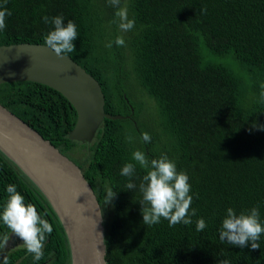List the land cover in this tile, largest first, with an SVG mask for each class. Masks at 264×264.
I'll list each match as a JSON object with an SVG mask.
<instances>
[{"label": "trees", "instance_id": "trees-1", "mask_svg": "<svg viewBox=\"0 0 264 264\" xmlns=\"http://www.w3.org/2000/svg\"><path fill=\"white\" fill-rule=\"evenodd\" d=\"M6 6L12 14L0 45L44 44L53 26L42 17L62 15L65 25L72 20L78 37L67 55L99 82L104 111L122 116L105 118L88 146L67 137L76 111L61 93L32 81L0 84V105L77 163L90 183L104 217L107 264H264V234L257 249L219 239L229 207L239 214L258 206L264 224V130L254 127L264 126V0H120L135 20L130 31L120 29L109 0H7ZM77 147L85 149L79 160ZM134 151L149 161L166 155L187 173L189 212L196 210L191 225L169 227L163 218L151 227L143 223L139 185L149 169L133 160ZM127 163L135 164L133 190L120 175ZM9 184L53 232L40 261L21 244L17 251L0 247V264L4 258L7 264H70L49 202L0 151V212ZM109 189L116 195L108 203ZM199 218L207 224L203 231L196 230ZM8 230L0 221V235Z\"/></svg>", "mask_w": 264, "mask_h": 264}, {"label": "water", "instance_id": "water-1", "mask_svg": "<svg viewBox=\"0 0 264 264\" xmlns=\"http://www.w3.org/2000/svg\"><path fill=\"white\" fill-rule=\"evenodd\" d=\"M14 81L41 83L61 93L76 111L67 137L78 143L89 146L105 118H122L104 111L101 86L91 74L45 44L0 45V84ZM0 151L49 202L65 232L70 264H107L102 209L79 165L2 105Z\"/></svg>", "mask_w": 264, "mask_h": 264}, {"label": "clouds", "instance_id": "clouds-1", "mask_svg": "<svg viewBox=\"0 0 264 264\" xmlns=\"http://www.w3.org/2000/svg\"><path fill=\"white\" fill-rule=\"evenodd\" d=\"M110 6L117 8L115 15L119 17V27L122 31H130L135 26V20L129 19L126 8H119L120 0H109ZM7 0L0 5V31L6 29V17L11 16L8 10ZM205 11V9H201ZM42 20L45 24H51L52 30L44 37V44L51 49L58 57H69L67 54L75 51L73 41L78 37L77 28L72 20L64 24L62 15L49 17L44 16ZM117 46H123L125 41L122 37H117L115 41ZM5 45V44H3ZM111 47V44L108 45ZM88 73V72H87ZM261 99H264V92L261 93ZM254 127L264 130V126L255 125ZM145 143L151 141V136L145 132L142 134ZM131 140V137H129ZM132 158L142 168L149 169L143 176L139 185V191L142 194L140 205L143 223L149 227L161 222V218L168 220L169 227L177 224L191 225V217L196 215V210L189 212L193 201L190 195L191 185L189 176L183 171H177V166L169 160L166 155L159 159L148 160L144 152L134 151ZM135 172V164H125L120 175L129 177V182L125 185L128 190H133L137 185L131 181ZM8 193L7 202L0 212V221H2L13 234L23 240V244L28 253L33 255L34 261H40L44 256V245L47 238L53 232L52 224L41 217L34 204H25L24 196L17 191L15 184L6 186ZM116 193L111 189L107 191L106 200L111 202ZM207 227L206 221L199 218L196 221V230L203 231ZM264 234V224L260 222V211L258 206H254L239 214L229 207L226 209V216L222 221L219 230V239L222 243L247 247L251 242V248L260 247L258 241ZM7 237L0 243V247L5 246ZM3 264H7L4 258ZM219 264H230L228 259L219 261Z\"/></svg>", "mask_w": 264, "mask_h": 264}, {"label": "flooded vegetation", "instance_id": "flooded-vegetation-1", "mask_svg": "<svg viewBox=\"0 0 264 264\" xmlns=\"http://www.w3.org/2000/svg\"><path fill=\"white\" fill-rule=\"evenodd\" d=\"M0 209H1V208H0ZM0 236H2V237L5 236V237H7V243H6L5 246H3V250H4L5 252H7V251H9V250L17 251V246H19V245H21V244L24 243L23 241H19V242L17 243V236H16L15 234H13V233L11 232L10 229L8 230V233H7V234H5V233L3 232ZM5 237H4V238H5ZM3 241H4V239H3Z\"/></svg>", "mask_w": 264, "mask_h": 264}, {"label": "rangeland", "instance_id": "rangeland-1", "mask_svg": "<svg viewBox=\"0 0 264 264\" xmlns=\"http://www.w3.org/2000/svg\"><path fill=\"white\" fill-rule=\"evenodd\" d=\"M84 150L85 149H83V148H79V147H77L76 149H75V152H74V157L77 159V160H79L81 157H82V154L84 153Z\"/></svg>", "mask_w": 264, "mask_h": 264}]
</instances>
